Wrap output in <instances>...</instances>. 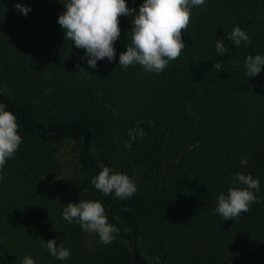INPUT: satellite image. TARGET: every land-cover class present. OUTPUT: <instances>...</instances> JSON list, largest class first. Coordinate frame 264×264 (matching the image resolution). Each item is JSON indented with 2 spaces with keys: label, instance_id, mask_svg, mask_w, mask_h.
Returning a JSON list of instances; mask_svg holds the SVG:
<instances>
[{
  "label": "trees",
  "instance_id": "1",
  "mask_svg": "<svg viewBox=\"0 0 264 264\" xmlns=\"http://www.w3.org/2000/svg\"><path fill=\"white\" fill-rule=\"evenodd\" d=\"M17 3L31 11L22 14ZM142 3L126 0L136 11ZM64 11L61 0H0V103L22 137L0 169V264H20L26 255L36 264H264V66L252 77L244 67L249 54L264 55V0L192 7L185 47L159 74L119 65L132 17L118 18L115 59L91 68L81 59L85 50L65 40ZM235 26L250 43L236 47L226 38ZM217 39L226 54L216 52ZM130 128L146 136L128 149ZM69 140L80 141L71 189L58 180L57 158ZM104 166L138 181L137 192L119 199L96 190L91 179ZM237 172L259 179V203L223 220L217 197ZM79 199L101 202L108 222L117 216L129 231L87 251L86 232L62 215ZM49 239L70 258L52 256Z\"/></svg>",
  "mask_w": 264,
  "mask_h": 264
},
{
  "label": "clouds",
  "instance_id": "2",
  "mask_svg": "<svg viewBox=\"0 0 264 264\" xmlns=\"http://www.w3.org/2000/svg\"><path fill=\"white\" fill-rule=\"evenodd\" d=\"M65 11L58 16V23L64 30L65 40L74 43L78 49H84V57L91 68L97 67V61L105 57L112 62L116 57L115 42L120 37L119 17L131 19V42L126 51L119 54V65L125 70L131 65L139 64L146 71L161 73L170 61L176 60L185 43L182 40L190 22L191 8L205 4V0H143L139 10L129 8L126 0H61ZM14 7L27 15L31 8L22 4ZM226 38L238 47L241 42L250 43L249 35L239 26L226 32ZM216 52L226 54L228 48L222 39L215 41ZM79 66V65H77ZM264 66V55L249 54L244 62L248 77L256 76ZM222 65L214 63L213 68L220 70ZM51 90H45L48 94ZM0 103V169L8 159L14 157L22 143L18 134L19 125L16 116L6 110ZM129 139L124 147L130 149L136 137L146 136L143 129H128ZM247 158L241 160L247 165ZM137 183L129 175L116 172L108 166L102 167L91 179V184L104 195L114 194L119 199H130L137 192ZM260 190L259 179L251 174L237 172L232 178V185L226 192L218 194L214 211L223 220L235 221L241 214L247 213L250 206L259 203L255 194ZM87 188L81 189L87 192ZM63 219L68 223L75 221L86 233H96L102 244L108 245L115 240L119 228L108 222L103 204L97 200L79 199L68 202L63 208ZM43 243V241H42ZM48 252L59 260L70 258V250L63 244L59 246L55 239L44 243ZM20 264H36V261L25 256Z\"/></svg>",
  "mask_w": 264,
  "mask_h": 264
},
{
  "label": "rangeland",
  "instance_id": "3",
  "mask_svg": "<svg viewBox=\"0 0 264 264\" xmlns=\"http://www.w3.org/2000/svg\"><path fill=\"white\" fill-rule=\"evenodd\" d=\"M80 141L79 140H69L64 142L58 151L57 158L61 165V174L58 177V180L63 183L68 189H71L72 186V178L75 167L78 164V149H79ZM54 181L49 182V184H53ZM109 223L116 225L119 228V233L115 234V239L121 238L123 236V232H128V226H126L120 218L115 216L113 221H109ZM100 242L99 237L96 233H86L84 238V246L87 251H93ZM142 250L145 256L152 261L153 263H158L159 260L156 258L154 254L150 252L149 247L145 245V242H141ZM234 264H249L247 262H237Z\"/></svg>",
  "mask_w": 264,
  "mask_h": 264
}]
</instances>
